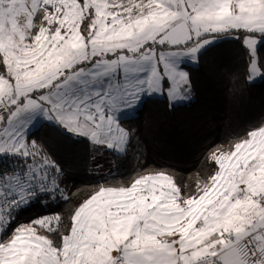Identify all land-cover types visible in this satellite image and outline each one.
I'll return each mask as SVG.
<instances>
[{
	"label": "snow or ice",
	"instance_id": "6c2138e0",
	"mask_svg": "<svg viewBox=\"0 0 264 264\" xmlns=\"http://www.w3.org/2000/svg\"><path fill=\"white\" fill-rule=\"evenodd\" d=\"M225 41L245 83L264 79V0H0V264H264V122L188 176L140 164L76 200L32 131L56 128L97 168L139 160L129 118L190 99L187 65Z\"/></svg>",
	"mask_w": 264,
	"mask_h": 264
},
{
	"label": "trees",
	"instance_id": "16d2710c",
	"mask_svg": "<svg viewBox=\"0 0 264 264\" xmlns=\"http://www.w3.org/2000/svg\"><path fill=\"white\" fill-rule=\"evenodd\" d=\"M243 69L239 46L225 41L204 52L197 66H187L193 81L191 103L171 106L165 98L146 99L138 114L128 120V126L138 130L142 155L139 160L132 153L128 159L114 158L117 180L140 164L174 168L188 176L203 168L201 161L207 147L226 146L232 133L264 122V79L245 83ZM33 132L64 166V182L74 200L84 198L102 180L90 174L92 157L85 145L75 143L46 123ZM43 214L47 210L36 205L19 219L27 222Z\"/></svg>",
	"mask_w": 264,
	"mask_h": 264
},
{
	"label": "rangeland",
	"instance_id": "374dc122",
	"mask_svg": "<svg viewBox=\"0 0 264 264\" xmlns=\"http://www.w3.org/2000/svg\"><path fill=\"white\" fill-rule=\"evenodd\" d=\"M197 65L198 64L191 63V64H188L187 66H197ZM261 80H263V79H261V78L258 77L254 81H252L251 83H257V82H259ZM153 97H159V96H153ZM192 101H193V97H192V94H191L190 99H188L187 101L179 102L176 105H179V104H189ZM139 110H140V108L134 114H132V116L137 115L138 112H139ZM33 129H32V131H33ZM97 161L99 162V164L101 165V167L100 168H97L96 162H94L93 159H92V162L90 164V174L91 175H93L95 177H105V176H108L110 173L111 174H114L115 173L114 157H112L111 155L98 156L97 157Z\"/></svg>",
	"mask_w": 264,
	"mask_h": 264
},
{
	"label": "crops",
	"instance_id": "0c3cea01",
	"mask_svg": "<svg viewBox=\"0 0 264 264\" xmlns=\"http://www.w3.org/2000/svg\"><path fill=\"white\" fill-rule=\"evenodd\" d=\"M39 126H40V125H37V127H39ZM37 127H36V128H37ZM34 129H35V128H34ZM34 129H33V130H34Z\"/></svg>",
	"mask_w": 264,
	"mask_h": 264
}]
</instances>
